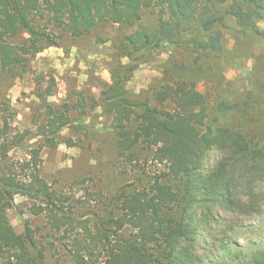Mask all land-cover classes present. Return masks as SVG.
I'll return each mask as SVG.
<instances>
[{
  "label": "trees",
  "instance_id": "16d2710c",
  "mask_svg": "<svg viewBox=\"0 0 264 264\" xmlns=\"http://www.w3.org/2000/svg\"><path fill=\"white\" fill-rule=\"evenodd\" d=\"M226 3L241 28L262 34L258 24L264 22V0H0V66L9 71L24 68L28 55L59 47L58 31L82 38L101 23L134 25L144 10L159 9L155 31L137 30L122 40L120 56L128 64L118 61L100 103L113 118L119 149L125 153L146 146L164 167L147 190L120 192L100 212L79 215L74 206H65L41 170L45 148L82 143L79 136H62L68 129H87L72 120L75 106L61 109L48 103L53 85H47L35 129L20 131L13 127L14 113L6 103L3 110L10 116L4 113L0 119V264H47L29 223L23 234L11 224L9 213L18 196L33 203L34 216L47 214L51 232L61 233L73 264H264V248L223 253L210 243L213 230H221L226 221L222 210L241 214L257 206L253 194L264 170V151L236 125L209 123V100L194 84L154 86L150 97L127 88L146 56L163 53L193 27L209 35L204 41L192 35L188 41L201 57L221 53L222 36L214 26L216 10ZM223 105L229 109L225 102L218 108ZM225 113L229 110L215 119ZM34 139L28 157H12ZM127 227L134 230L129 236Z\"/></svg>",
  "mask_w": 264,
  "mask_h": 264
},
{
  "label": "rangeland",
  "instance_id": "374dc122",
  "mask_svg": "<svg viewBox=\"0 0 264 264\" xmlns=\"http://www.w3.org/2000/svg\"><path fill=\"white\" fill-rule=\"evenodd\" d=\"M229 5L222 4L216 10L219 20L214 33H221V53L201 57L188 41L192 35L202 41L209 35L193 27L167 45L163 53L146 56L127 88L136 96L150 97L154 86L173 81L194 84L209 100V123L236 125L253 146L264 151V22L258 24L262 34L244 30L228 14ZM159 16V9H146L134 25L105 22L82 38L58 31L59 47L28 55V64L16 71L0 66V119L6 114L10 116L3 110L7 103L14 113L10 118L13 127L33 131L43 115L44 90L52 84L47 102L61 109L70 106L73 110L75 106L72 120L87 127L62 133L63 138L79 136L82 139L79 147L62 144L41 152L43 177L63 195L65 206H74L79 215L100 212L120 192L134 194L147 190L162 176L164 167L154 161L153 151L146 146L125 153L119 149L113 118L100 103L104 83L113 82L112 73L118 61L128 64L120 56L122 40L137 30L155 31L160 24ZM222 102L228 103L229 109L224 105L218 108ZM80 103L86 110L78 108ZM219 109L229 113L215 119L222 113ZM36 142L34 139L25 149L14 151L12 157H28ZM253 195L258 200L255 208L241 214L222 210L226 221L221 230H213L210 239L213 247L223 253L236 251L238 247L250 252L264 248V170L258 176ZM15 204L9 219L16 232L25 233L28 222L37 248L46 252L47 264H73L65 241L61 242V233L51 232L47 214L34 216L30 209L33 203L25 197H16ZM133 232L130 227L125 230L127 236Z\"/></svg>",
  "mask_w": 264,
  "mask_h": 264
}]
</instances>
